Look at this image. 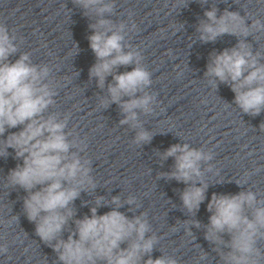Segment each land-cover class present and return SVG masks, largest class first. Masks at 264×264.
Returning <instances> with one entry per match:
<instances>
[{"label": "clouds", "instance_id": "obj_1", "mask_svg": "<svg viewBox=\"0 0 264 264\" xmlns=\"http://www.w3.org/2000/svg\"><path fill=\"white\" fill-rule=\"evenodd\" d=\"M75 2L87 10L85 15L95 13L104 17L114 8L112 0ZM204 16L207 19L201 20L197 29L201 41L214 42L224 34L247 36L250 33L249 26L237 12L225 10L218 17L217 9L212 7ZM89 27L93 31L88 41L96 57L89 76L96 78L100 88H104L108 76L113 78L108 85V97L100 103L104 107L117 103L125 114L120 123L140 128L136 110L145 113L153 110L155 98L144 91L152 83V74L143 66L140 52L126 45L123 23L116 26L101 18ZM132 27L135 28V24ZM251 28L264 29V23L256 19ZM15 39L8 27L0 23V157L7 158L8 150L12 149L14 159L19 161L9 170L7 183L27 193L24 212L28 220L35 223L37 236L53 248L62 264H97V261L141 264L142 257L152 252L157 238H145L150 231L146 214L129 219L116 210L121 206L118 196L111 200L116 207L103 215L97 214V208L102 202H108L97 197L96 206L90 209L91 215L75 219V229L66 240L61 238L69 220L75 216L72 203L82 191L94 190L97 185L91 175V161L80 155L86 144L66 131L68 116L61 119L56 113L45 115L55 103L56 94L51 83L46 82L50 68L32 63L28 53L10 62L9 57L18 50ZM129 65H134L131 71L117 73L118 67ZM205 76L210 78L213 87L217 80L230 85L235 93V104L244 113L256 116L264 111V63L244 41L231 49L214 52ZM138 93L144 94L138 96ZM123 97L129 99L122 100ZM10 129L18 131L8 132ZM150 140L151 134L141 129L134 142ZM168 157L174 158L175 165L170 173L162 175L187 185L181 200L188 213L194 215L205 201L208 188L202 179L201 163L210 161L212 154L184 143L169 147L162 154L163 159ZM126 202L135 203V197H129ZM207 211L211 215L206 239L224 243L220 234L227 233L231 237L227 245L230 251L222 254L223 264H259L258 257L262 253L257 241L264 239V201L258 200L253 191L235 195L213 193ZM193 223L200 226L198 221ZM124 242H128V246L121 248ZM7 251V246L0 244V254ZM143 264L178 262L171 257L153 259L149 255Z\"/></svg>", "mask_w": 264, "mask_h": 264}]
</instances>
